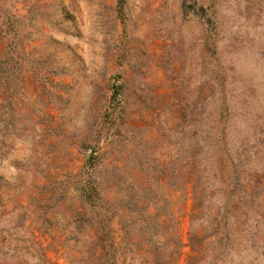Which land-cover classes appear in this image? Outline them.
<instances>
[{
    "label": "rangeland",
    "instance_id": "obj_1",
    "mask_svg": "<svg viewBox=\"0 0 264 264\" xmlns=\"http://www.w3.org/2000/svg\"><path fill=\"white\" fill-rule=\"evenodd\" d=\"M0 264H264V0H0Z\"/></svg>",
    "mask_w": 264,
    "mask_h": 264
}]
</instances>
